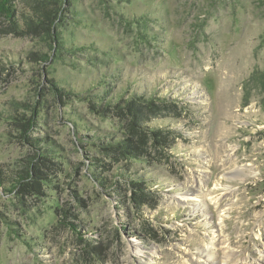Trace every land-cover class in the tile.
<instances>
[{
    "label": "rangeland",
    "instance_id": "rangeland-1",
    "mask_svg": "<svg viewBox=\"0 0 264 264\" xmlns=\"http://www.w3.org/2000/svg\"><path fill=\"white\" fill-rule=\"evenodd\" d=\"M57 2L0 16V264H264V0Z\"/></svg>",
    "mask_w": 264,
    "mask_h": 264
},
{
    "label": "trees",
    "instance_id": "trees-1",
    "mask_svg": "<svg viewBox=\"0 0 264 264\" xmlns=\"http://www.w3.org/2000/svg\"><path fill=\"white\" fill-rule=\"evenodd\" d=\"M29 3L26 4L28 8V15L23 16V14L20 13L22 10L18 11L16 9V5L13 3V0H0V16H4L9 22V31H14L16 28H22L23 26L25 30H33L34 28H43L44 31L46 32H51L52 34V39L57 43L56 46L59 47V41L57 39V36L53 32V29L51 28L56 22L59 16L61 15L63 11V6L62 4H59L57 0H28ZM46 54H41L37 56L36 58L40 62H44V57H46ZM56 91L57 97L60 98L61 94V89L54 88ZM24 107L29 108L31 110V115L23 122L21 123V130L22 134L21 137H24L26 140H29L26 136L27 130L31 129L34 125V118L37 115V110L34 105H25L21 104ZM133 124V121L131 122ZM134 129V128H133ZM155 133V132H154ZM160 133V132H159ZM156 135V134H154ZM30 141V140H29ZM31 144H36L38 141L31 140ZM113 143H118L120 144L121 147L125 151H128L127 149L131 147L128 141H122L119 142L117 140L111 142L108 146H105V150H112L115 149L114 147H111ZM107 145V144H106ZM122 155L124 152H120ZM44 159V158H43ZM41 160V159H40ZM29 164L31 161L28 162ZM31 170V174H30ZM38 167H28V169L23 172V175H18V180L16 181V184H18L19 187L23 186L20 180H24L26 177H30L33 175V177L37 178V174L39 172ZM26 176V177H25ZM133 182V181H132ZM101 183L106 186L103 178H101ZM33 184L35 185L36 182L32 181L30 183H27L26 185Z\"/></svg>",
    "mask_w": 264,
    "mask_h": 264
},
{
    "label": "bare ground",
    "instance_id": "bare-ground-1",
    "mask_svg": "<svg viewBox=\"0 0 264 264\" xmlns=\"http://www.w3.org/2000/svg\"><path fill=\"white\" fill-rule=\"evenodd\" d=\"M223 264V263H222Z\"/></svg>",
    "mask_w": 264,
    "mask_h": 264
}]
</instances>
